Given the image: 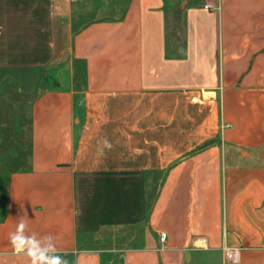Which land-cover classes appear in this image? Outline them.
Returning <instances> with one entry per match:
<instances>
[{
	"label": "crops",
	"instance_id": "crops-1",
	"mask_svg": "<svg viewBox=\"0 0 264 264\" xmlns=\"http://www.w3.org/2000/svg\"><path fill=\"white\" fill-rule=\"evenodd\" d=\"M9 94L0 264L21 218L68 264H264V0H0Z\"/></svg>",
	"mask_w": 264,
	"mask_h": 264
},
{
	"label": "rangeland",
	"instance_id": "rangeland-1",
	"mask_svg": "<svg viewBox=\"0 0 264 264\" xmlns=\"http://www.w3.org/2000/svg\"><path fill=\"white\" fill-rule=\"evenodd\" d=\"M41 86V79L35 84V90ZM32 87V86H31ZM31 101L29 96L0 97V154L12 152L19 147L21 152L26 148L28 141V107ZM13 105L17 108H11ZM16 127V128H13Z\"/></svg>",
	"mask_w": 264,
	"mask_h": 264
},
{
	"label": "clouds",
	"instance_id": "clouds-1",
	"mask_svg": "<svg viewBox=\"0 0 264 264\" xmlns=\"http://www.w3.org/2000/svg\"><path fill=\"white\" fill-rule=\"evenodd\" d=\"M104 147L111 148L112 145L105 139ZM27 223L20 219L16 230L9 235V242L14 253L24 254L29 258L30 264H68V260L61 255L56 247V237L47 234L37 237L35 233H27Z\"/></svg>",
	"mask_w": 264,
	"mask_h": 264
},
{
	"label": "built area",
	"instance_id": "built-area-1",
	"mask_svg": "<svg viewBox=\"0 0 264 264\" xmlns=\"http://www.w3.org/2000/svg\"><path fill=\"white\" fill-rule=\"evenodd\" d=\"M166 237H167L166 233H161L162 241H165ZM223 253H224L225 260L227 262L238 263L240 261V250L237 248L224 247Z\"/></svg>",
	"mask_w": 264,
	"mask_h": 264
}]
</instances>
